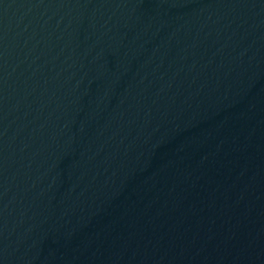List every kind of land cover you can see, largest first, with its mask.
<instances>
[{
  "label": "water",
  "instance_id": "water-1",
  "mask_svg": "<svg viewBox=\"0 0 264 264\" xmlns=\"http://www.w3.org/2000/svg\"><path fill=\"white\" fill-rule=\"evenodd\" d=\"M0 264H264V0H0Z\"/></svg>",
  "mask_w": 264,
  "mask_h": 264
}]
</instances>
